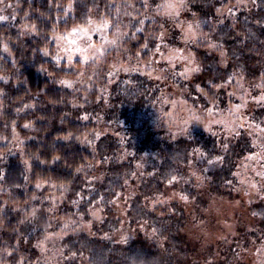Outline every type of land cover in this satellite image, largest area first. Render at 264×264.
<instances>
[{
	"label": "trees",
	"instance_id": "1",
	"mask_svg": "<svg viewBox=\"0 0 264 264\" xmlns=\"http://www.w3.org/2000/svg\"><path fill=\"white\" fill-rule=\"evenodd\" d=\"M157 5V0H0V16L7 17L0 21V264L207 259L188 247L182 230L212 195H232L237 159L250 151L247 137L225 143L216 126L209 131L174 122L165 84L139 74H125L106 100L96 86L88 93L64 86L61 80L74 72L51 58L54 32L107 20L120 33L126 55L150 60L162 26L153 14ZM186 5L210 28L196 32L191 51L200 71L193 81L168 76L182 90L179 97L203 114L227 111L240 97H250L249 122L264 125V99L257 101L264 96V0H186ZM89 129L102 133L97 139L93 133L79 137ZM15 130L24 139L23 157L9 151ZM62 219L83 221L89 230H66L47 243ZM121 225L133 236L112 243L105 236ZM216 260L208 263L221 264Z\"/></svg>",
	"mask_w": 264,
	"mask_h": 264
},
{
	"label": "rangeland",
	"instance_id": "2",
	"mask_svg": "<svg viewBox=\"0 0 264 264\" xmlns=\"http://www.w3.org/2000/svg\"><path fill=\"white\" fill-rule=\"evenodd\" d=\"M157 2L158 5H161L165 2L180 3L181 0H157ZM182 3L183 7L177 9L178 15L175 17L163 14V8L153 12L162 21V26L158 35V48L152 58L146 62L132 59L125 54V46L119 37L120 33L114 31L111 23L107 20L73 26L61 33L54 32L51 35L54 48L51 58L57 63L62 62L64 69L74 72L61 80V82H68L60 83L64 86L85 88L86 93L93 91L96 86L97 90L102 92L103 99L106 100L109 98L108 94L111 90H118L117 82L125 74H139L144 79L149 78L151 81L165 84V90H168V95L172 96L171 116L174 122L184 124L186 127L209 131H212L216 126L225 143L247 137L243 139L249 141L248 144L251 143L250 151L237 159V164L238 160L240 162L234 172L236 180L233 182L232 195L222 197L212 195L206 208L200 211L199 217H196L195 213L190 215L182 233L188 247L192 251L194 249V253L199 254L201 260L207 258L202 262L203 264H210L208 261L211 258L217 259L216 261L220 259L221 264H264V175L261 174L264 173V125L256 127L249 122L248 110L253 105L250 97L239 96L241 100L231 104L227 111H218L212 108L213 112L207 111L209 112L207 114L194 111L179 97V92L182 95V90H177L168 80V76L172 73L181 75L186 67L191 66L187 60L179 59L180 54L194 57L197 65L195 55L191 51L198 42L194 41L197 39L196 32H202L201 28L209 31L210 28L207 24L208 20L203 17L202 20L196 12L187 7L186 0H182ZM5 13L12 14V11ZM105 21L108 22L107 27H103ZM27 25L24 26L27 32H32L34 27L31 28L28 25V30ZM189 26L192 35L191 38L185 39ZM74 29L77 31H73ZM161 33H163L162 39L160 38ZM72 41H75V44ZM3 48L5 49V47ZM73 48H79L82 51L72 52V59L69 60V51ZM4 49V54H6L7 51ZM174 50H181V52ZM45 55L48 56V53L45 52ZM170 56L176 58L169 60ZM85 57L87 58L85 59ZM77 60L79 61L78 65H76ZM107 70L108 73L104 75ZM197 73H189L185 79L193 81ZM101 80L103 82L97 83ZM263 99L262 95L257 101ZM169 119L168 117L167 122ZM22 126L29 127L26 124H22ZM179 128L177 127L176 130L179 131ZM244 128L248 130V133L246 130L241 131ZM19 133L18 130L13 131L9 151L13 155L23 157L22 143L24 139ZM92 133L97 139L102 132L97 129H89V131L79 134V137L87 139L91 137ZM5 140L6 138L3 140L2 137L1 141ZM97 167L104 170V164L97 163ZM41 186L42 184L35 185V187ZM32 196L36 197L35 194ZM117 210L122 213L119 201ZM95 218L99 219L97 214ZM58 226L60 228L52 235H47L45 241L51 238L53 240L66 230H89L88 225L83 221L75 222L71 219L69 222L62 219ZM121 228L123 230L121 229L118 233L105 237H108L107 239L112 243L129 241L133 233L129 234L130 229L125 225H121ZM47 243L49 242L47 241ZM42 246L46 251V244L44 243Z\"/></svg>",
	"mask_w": 264,
	"mask_h": 264
},
{
	"label": "snow or ice",
	"instance_id": "3",
	"mask_svg": "<svg viewBox=\"0 0 264 264\" xmlns=\"http://www.w3.org/2000/svg\"><path fill=\"white\" fill-rule=\"evenodd\" d=\"M145 6H147V5H145ZM182 7H183L182 0H181L180 3L165 2L164 4L157 5V9L163 8L164 9V13L163 14L168 15L170 17H175L176 15H178L177 9L182 8ZM6 19H7V17L0 16V21L6 20ZM107 23L108 22L105 21L104 24H103V27H107ZM78 30L79 31H85L84 29H78ZM73 31H77V29H74ZM191 35H192V33L190 31V26H189V29L186 30L185 39L191 38ZM160 38L161 39L163 38V33H161V37ZM112 42L114 43L115 41H112ZM72 43L75 44V41H72ZM80 51H82V49H79V48H73V49H71L69 51L68 59L69 60L72 59V55H71L72 52H80ZM174 51L175 52H181V50H174ZM86 58L87 57H85V59ZM174 58H176V57L175 56H170L168 59L171 60V59H174ZM179 59H181V60H187L188 61V64L191 65L190 67H186L184 69V72L181 73V75H184L185 78H187V75L189 73L199 72L200 71L199 66L195 64L194 57L184 56V55L180 54L179 55ZM61 83H68V82L67 81H62ZM69 86H70V84H69ZM246 143L247 142H245V146H246ZM224 147L227 148V145H225ZM220 159H221V157H219V156L216 157V160L217 161H219ZM209 163H213V161H209ZM261 174L264 175V173H261ZM172 179L175 180L176 177H173ZM253 187H255V186L253 185ZM182 198L186 199V197H182ZM33 215H35V213H33Z\"/></svg>",
	"mask_w": 264,
	"mask_h": 264
}]
</instances>
